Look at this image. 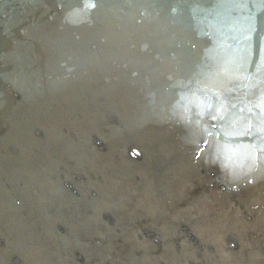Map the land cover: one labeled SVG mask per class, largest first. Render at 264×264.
<instances>
[{
	"label": "bare ground",
	"instance_id": "6f19581e",
	"mask_svg": "<svg viewBox=\"0 0 264 264\" xmlns=\"http://www.w3.org/2000/svg\"><path fill=\"white\" fill-rule=\"evenodd\" d=\"M190 4L232 23L224 33L200 32L170 13ZM257 10L264 13V0H0V36L9 37L0 40V264H178L149 256L145 239H160L144 228L160 237L189 229L237 249L228 224L256 244L251 264H264V154L243 162L230 145L209 144L232 116L210 117L203 105L220 108L210 85L234 110L252 99L246 123L264 142L262 68L246 62L255 45L244 31L257 30L264 45V18L256 28L248 15ZM227 54L226 66L216 61ZM36 123L51 136L29 140ZM97 132L107 141L91 157L77 137ZM125 146L135 147L131 161L122 158ZM195 164L205 190L185 178Z\"/></svg>",
	"mask_w": 264,
	"mask_h": 264
},
{
	"label": "water",
	"instance_id": "95a60500",
	"mask_svg": "<svg viewBox=\"0 0 264 264\" xmlns=\"http://www.w3.org/2000/svg\"><path fill=\"white\" fill-rule=\"evenodd\" d=\"M196 4V3H195ZM195 4H190V6L186 7V8H182V9H178V10H172L170 11V13L174 16L179 18L180 20L184 21L185 23L188 21H196V23H198L199 25L203 26L202 29L200 30H207V31H212L213 29L211 27H213L214 29H216V31H218L219 33H224V28H225V23L226 22H231L226 16H222V15H218L219 17L216 18L217 14H214V12L209 8V7H197ZM249 17L253 18V21L251 22V24H253L256 28H258L257 24H259V22H261V19L264 18V13L257 10V11H251L249 14ZM213 21V23H212ZM210 22V23H209ZM195 23V22H194ZM195 23V24H196ZM232 23V22H231ZM197 25V24H196ZM218 25V26H217ZM198 26V25H197ZM237 31L238 34H242V30L238 31V28H230L229 32H233V31ZM246 33H249L250 37H252V41L254 42L255 45V49H251L250 52H248L247 54V64L249 66V64H253L254 67L257 68V66H259L260 71L259 74H262V77L259 79V85L261 84V93L259 100H261V104L263 105L264 108V45L263 44H258L257 42V36L256 33L257 30H253L254 32H249V30H244ZM201 32V31H200ZM25 34H27L28 40L30 42H33L34 40V36L31 38L30 37V32H29V28L27 30L24 31ZM1 35V34H0ZM6 35H8L7 33H3L2 36H0V40H8L9 37H6ZM6 37V39H5ZM37 39H40L38 36L36 37ZM222 38V37H221ZM220 38V39H221ZM220 42H222V40H220ZM218 48V47H217ZM220 50V49H219ZM250 50V49H249ZM219 53V51L216 49L213 53L215 54ZM229 56V54L225 55V56H221L220 58H216V61H219L221 63L222 66H224L227 62H225V59ZM238 56V55H236ZM241 56L239 55L238 58H240ZM224 59V61H223ZM261 62V63H260ZM260 64H262L260 66ZM226 66V65H225ZM251 67V66H249ZM6 79V75L5 73L1 72L0 70V78ZM6 85V86H12L13 84L11 80H4V82H2V85ZM248 86V90L249 93L254 94V92H256L257 90H253L254 87H257V84H247ZM39 87V85H37ZM237 86V85H236ZM16 88V86H14ZM149 87L150 83H149ZM15 88H11V89H7V91L11 93H18L17 90ZM252 89V90H251ZM224 90V89H222ZM209 91H211V93L216 96V99L220 102V108L217 107V105L213 102H211V100H207L204 101L203 105L205 104L208 108V110L210 111V114H208L210 117H216V118H221L224 117L226 118L227 116V112L230 113V117L232 116V118H230L229 123H227L226 125H222L221 127V131L215 133L216 135H213L211 137L212 141H210L209 144H211L212 146H231L232 148H234L235 150H237L238 154L242 155V158H246L243 160V162H246L248 160H250L251 158L254 157H261V154H264V152H262V150L264 151V142L258 140L255 137V131L250 130L252 129V126H250L248 128V123H250L249 119L252 120V116H250L249 114L253 113V109H252V99L250 100H246L243 99L241 101V105L235 107V110L231 108V104H229V101L227 98V95H220L215 87H213V85H210L209 87ZM247 96H253V94H249ZM19 94V93H18ZM20 95V94H19ZM18 95V96H19ZM13 96V95H12ZM18 96H13L15 99H18ZM246 96V98H247ZM255 98V97H252ZM212 99V98H210ZM245 101H247L248 103H244ZM243 108H240L242 107ZM228 108V109H227ZM238 108V111H236V109ZM252 109V110H251ZM252 111V112H251ZM224 114H223V113ZM223 115H222V114ZM213 120V118H211ZM208 121V120H207ZM213 122V121H212ZM214 123V122H213ZM41 127H43L42 125L39 124H31V126H27L28 130V138L29 140L32 141H36V140H41V136H43V138L45 137H50V134H47L46 132L43 133V130L41 129ZM24 128V127H23ZM255 130L257 128H254ZM259 129V134H260V128ZM258 131V130H256ZM75 133L72 132V130L68 133H64V138H68L67 135H74ZM261 136H262V132H261ZM81 137V138H80ZM39 138V139H38ZM73 138V137H70ZM80 138L84 139L83 142L86 141V144L88 145V148H90V150L87 149V147H85L86 150L89 151V153L91 154V157H95L97 156V154H102L105 142L107 141L105 140V135L104 134H100L99 132L94 133V134H90V135H84L81 134V136H78L77 139ZM96 139V140H95ZM263 139H264V135H263ZM67 140V139H66ZM65 140V141H66ZM95 141H101L102 143H99L98 145H96L94 142ZM203 143H205V141L202 140ZM208 143V141H207ZM133 149H135L134 146H125L124 151H123V156L122 158L125 160H130L129 159V154L133 153ZM212 149V148H211ZM85 150V151H86ZM148 152V151H146ZM131 161V160H130ZM70 164V166H75V162H68ZM217 163V162H215ZM63 165V164H62ZM61 165V166H62ZM194 169L188 174L189 176L185 177L188 180H192L191 182L194 183V187H198V188H209L208 185H206L208 182L205 180L203 181V177L201 174V168L198 164H195ZM176 177V176H175ZM174 178V177H173ZM1 182H4L3 180L0 179ZM4 186L5 183H2ZM65 189L68 190H74L75 188L72 186L71 183H69L67 180L63 181V185H62ZM7 188V187H6ZM78 189V188H77ZM205 190V189H203ZM81 190L78 189V192H80ZM83 191V190H82ZM81 191V192H82ZM88 191L85 190L83 191V193H87ZM245 198L249 199V200H253V195L252 194H248L247 196H245ZM12 203L14 204V210L15 212H18V214L21 215V217H19L18 215H15V217H19L20 219L22 218V220H24V222H26L28 225H30V227L32 226L31 224L28 223L27 221V217L25 215H23V213H25V210H23L20 206L19 200L17 197L13 196L12 197ZM253 202V201H252ZM257 202V201H256ZM255 204V202H253ZM252 203V204H253ZM218 209H222L223 207L220 208V206H218ZM229 209V208H228ZM226 211V209L224 210ZM221 212H219L217 215H214L213 218H219ZM232 214V218L233 219H237L236 216L233 214V212H231ZM14 215V214H12ZM215 220V219H213ZM23 222V223H24ZM181 227H183V225H181ZM184 227H186V225L184 224ZM234 229L231 228L230 224H228V226H225V229H227V231H232L235 232V234H233V236L235 235V237H237L238 239V247L237 249H230L227 246L226 242L227 240L222 238L221 240L217 241L216 238L214 237H210V235L208 234H193L189 229L188 230H183L181 231L180 227H170L168 229V231H166V235L163 236H159L160 233L158 232H154L152 230H148L146 228H144L143 231L145 232H150L152 233L153 237L156 239H160L159 243H154L152 241V239L146 238L145 240L148 241V244H150V248H151V252H149V256L150 257H155L157 259H169L170 258H174V260H176L175 262L178 264H234L237 263L238 261H247L248 264H251V262L253 260L258 261V252H257V247L255 246L256 244L253 243L252 241H250L247 236V234H245L244 232H242L241 228L239 229V227L237 225H233ZM53 233L58 235V236H62V232L60 229L58 228H54ZM200 233V232H198ZM244 235V236H242ZM186 236H190L189 239H186ZM231 236V235H230ZM228 235V237H230ZM224 239V240H223ZM240 240V241H239ZM252 245H253V250H252ZM155 254V255H154ZM68 257V256H67ZM260 259V258H259ZM85 260V259H84ZM152 263V261H150V264ZM74 264H83V262H74ZM258 264V263H256Z\"/></svg>",
	"mask_w": 264,
	"mask_h": 264
}]
</instances>
